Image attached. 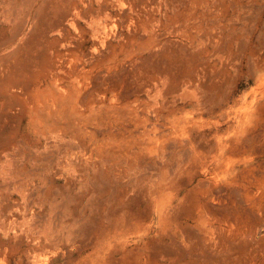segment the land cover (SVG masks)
Returning <instances> with one entry per match:
<instances>
[{
    "label": "rangeland",
    "instance_id": "obj_1",
    "mask_svg": "<svg viewBox=\"0 0 264 264\" xmlns=\"http://www.w3.org/2000/svg\"><path fill=\"white\" fill-rule=\"evenodd\" d=\"M3 93L0 264H264V0H0Z\"/></svg>",
    "mask_w": 264,
    "mask_h": 264
},
{
    "label": "bare ground",
    "instance_id": "obj_2",
    "mask_svg": "<svg viewBox=\"0 0 264 264\" xmlns=\"http://www.w3.org/2000/svg\"><path fill=\"white\" fill-rule=\"evenodd\" d=\"M107 13V12H106ZM60 30V29H59ZM50 52V51H49ZM4 94V93H3ZM0 94V120L7 119L11 113V106L9 101L7 100L5 94ZM9 168L6 172L13 173L16 172L17 165L13 161H10Z\"/></svg>",
    "mask_w": 264,
    "mask_h": 264
}]
</instances>
